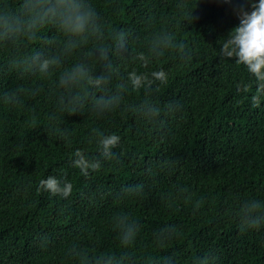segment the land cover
Instances as JSON below:
<instances>
[{"label": "trees", "instance_id": "trees-1", "mask_svg": "<svg viewBox=\"0 0 264 264\" xmlns=\"http://www.w3.org/2000/svg\"><path fill=\"white\" fill-rule=\"evenodd\" d=\"M178 2L94 0L111 25L137 33L135 44L142 42L149 25L170 18L178 34L191 42L195 55L189 62L168 56L139 69L164 67L169 81L154 98L161 105H182L180 112L162 115L161 129L119 111L99 120L77 114L61 117L71 136L58 140L47 120L55 107L47 82L19 81L3 67L9 50L0 51V91L21 83L44 85L41 95L25 97L22 105L0 103V264H65L62 249L72 239L100 250L116 249L108 218L119 210L143 224L138 251L146 245L153 251V230L171 223L182 229V236L169 245L179 253L178 264L208 251L219 257L217 264H264V228L241 231L234 217L243 199H264V101L252 109L250 94L235 90L237 82H251L252 77L242 65L221 62L216 54L223 36L238 24L234 5L189 0L193 7L197 3L193 14L199 19L188 24L176 13ZM139 98L133 93L126 100ZM94 127L121 136L115 149L121 162L107 163L85 178L68 160L76 148L95 154V144L88 143ZM165 159L179 163L154 179L145 174L148 166L155 169ZM50 175L71 181L73 195L61 199L38 191L39 180ZM138 182L148 185L146 198L117 199L125 186ZM175 186L188 192L165 206L160 197ZM200 199L205 203L193 212ZM42 235L51 240L49 246H41Z\"/></svg>", "mask_w": 264, "mask_h": 264}, {"label": "clouds", "instance_id": "clouds-1", "mask_svg": "<svg viewBox=\"0 0 264 264\" xmlns=\"http://www.w3.org/2000/svg\"><path fill=\"white\" fill-rule=\"evenodd\" d=\"M219 2L234 5L232 11L238 24L219 42L217 58L221 62L232 60L246 69L252 81L237 82L235 90L250 94V107L258 109L264 101V0ZM197 3L193 7L189 0H179L175 10L180 19L188 24L198 20L193 14ZM136 36L131 29L111 25L94 0H15V3L0 0V51L9 50L3 67L19 81L47 82L48 94L55 105L47 120L61 141L71 136V129L61 126V117L88 114L99 120L119 111L161 129L163 114L174 115L182 110L178 102L161 105L154 98L169 81V72L164 67L139 69H148L168 56L189 62L195 55L191 42L178 34L172 18L160 21L156 27L149 25L140 44L134 43ZM43 92L42 83L30 87L21 83L0 91V103L22 105L25 97L34 98ZM133 93L140 98L127 102L126 97ZM121 139L115 132L92 128L88 143L95 144V154L76 148L69 157V167L88 178L107 163L119 164L121 156L115 149ZM178 163L165 159L155 169L148 166L145 174L154 179L159 172ZM37 190L68 199L74 186L66 178L50 175L39 180ZM187 192L186 187L175 186L173 192L162 194L160 200L170 206ZM147 193L148 185L138 182L125 186L117 199H144ZM204 203L203 199L198 200L193 212L199 211ZM234 217L241 231L264 228V199H243ZM108 225L116 249L100 250L72 239L62 249L65 264H178L179 253L169 248L171 242L182 236L177 225L163 224L153 230L150 241L153 251H148L147 245L143 251L137 250L143 224L129 211L112 213ZM39 241L42 247L51 244L46 235L40 236ZM218 259L215 252L208 251L192 255L188 264H217Z\"/></svg>", "mask_w": 264, "mask_h": 264}]
</instances>
